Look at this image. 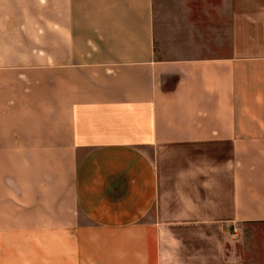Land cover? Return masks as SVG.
<instances>
[{
	"label": "crops",
	"instance_id": "0c3cea01",
	"mask_svg": "<svg viewBox=\"0 0 264 264\" xmlns=\"http://www.w3.org/2000/svg\"><path fill=\"white\" fill-rule=\"evenodd\" d=\"M260 225L264 0H0V264H264Z\"/></svg>",
	"mask_w": 264,
	"mask_h": 264
},
{
	"label": "rangeland",
	"instance_id": "374dc122",
	"mask_svg": "<svg viewBox=\"0 0 264 264\" xmlns=\"http://www.w3.org/2000/svg\"><path fill=\"white\" fill-rule=\"evenodd\" d=\"M234 239L236 240V245L238 246L240 252L241 248L244 250V244L256 246L257 243L264 242V226L260 225L255 228H251L248 231L246 230L245 233L237 232Z\"/></svg>",
	"mask_w": 264,
	"mask_h": 264
}]
</instances>
